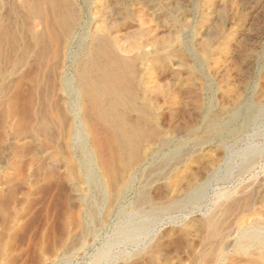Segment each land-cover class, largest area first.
Returning <instances> with one entry per match:
<instances>
[{"label": "rangeland", "instance_id": "obj_1", "mask_svg": "<svg viewBox=\"0 0 264 264\" xmlns=\"http://www.w3.org/2000/svg\"><path fill=\"white\" fill-rule=\"evenodd\" d=\"M259 223L264 0H0V264H264Z\"/></svg>", "mask_w": 264, "mask_h": 264}, {"label": "bare ground", "instance_id": "obj_2", "mask_svg": "<svg viewBox=\"0 0 264 264\" xmlns=\"http://www.w3.org/2000/svg\"><path fill=\"white\" fill-rule=\"evenodd\" d=\"M259 107V106H258ZM256 109V108H255ZM258 109V108H257ZM258 111V110H257ZM253 112V111H252ZM236 113V112H235ZM239 113V112H238ZM254 113V112H253ZM255 114V113H254ZM251 115V114H250ZM253 115V114H252ZM235 115L232 116V118L234 117ZM230 118V117H229ZM237 118V117H236ZM235 118V119H236ZM234 122V120H233ZM213 123V122H212ZM214 126L221 131V129L224 128L225 124L222 123V122H217V121H214ZM210 127V126H209ZM230 127V126H229ZM212 129V128H211ZM224 131V130H223ZM229 132V131H228ZM224 135V134H222ZM195 181V180H194ZM199 185L198 184H190L189 185V189H188V193H193L195 192L194 190L198 187ZM201 188V187H200ZM201 190V189H200ZM198 191V189H197ZM195 195V194H194ZM184 197V196H183ZM183 197H182V200H183ZM180 198V197H179ZM240 199V198H239ZM179 200V199H178ZM178 200H174V201H171V203L173 204L175 201H178ZM181 201V200H180ZM170 203V204H171ZM176 203V202H175ZM175 205V204H173ZM251 205V204H250ZM248 209V208H247ZM255 209V208H254ZM245 212V211H244ZM255 213V211H254ZM242 215V214H241ZM248 215V213H247ZM251 215V213H250ZM242 217V216H241ZM208 219V218H207ZM241 220V219H240ZM256 220V219H255ZM254 221V220H253ZM209 223H212V220L209 219ZM217 223V222H215ZM240 223V222H239ZM208 224V223H207ZM249 224V223H248ZM241 225V224H240ZM214 226L215 228V225H212V227ZM244 227V226H243ZM219 229V228H218ZM211 230V229H210ZM213 230V229H212ZM238 239H237V244H238V247L242 248L243 251H249V249L251 247H260L262 249H264V223L263 224H253V225H249L245 228H241L239 231H238ZM214 233V232H213ZM222 233V232H221ZM227 241V240H226ZM225 241V242H226ZM261 250V249H260ZM261 254V253H259ZM258 255V254H257ZM264 255V253H263Z\"/></svg>", "mask_w": 264, "mask_h": 264}]
</instances>
